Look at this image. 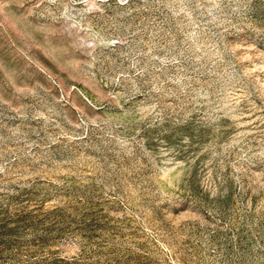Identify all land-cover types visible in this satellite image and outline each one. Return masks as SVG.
<instances>
[{"label":"rangeland","instance_id":"1","mask_svg":"<svg viewBox=\"0 0 264 264\" xmlns=\"http://www.w3.org/2000/svg\"><path fill=\"white\" fill-rule=\"evenodd\" d=\"M0 264H264V0H0Z\"/></svg>","mask_w":264,"mask_h":264}]
</instances>
